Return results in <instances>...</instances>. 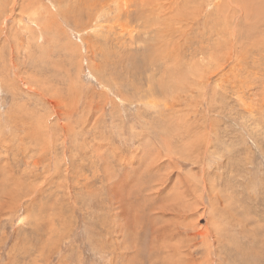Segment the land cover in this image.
<instances>
[{
	"label": "rangeland",
	"instance_id": "rangeland-1",
	"mask_svg": "<svg viewBox=\"0 0 264 264\" xmlns=\"http://www.w3.org/2000/svg\"><path fill=\"white\" fill-rule=\"evenodd\" d=\"M0 264H264V0H0Z\"/></svg>",
	"mask_w": 264,
	"mask_h": 264
}]
</instances>
